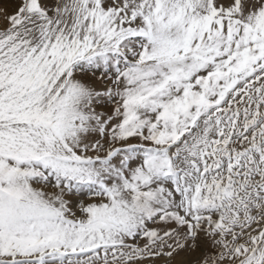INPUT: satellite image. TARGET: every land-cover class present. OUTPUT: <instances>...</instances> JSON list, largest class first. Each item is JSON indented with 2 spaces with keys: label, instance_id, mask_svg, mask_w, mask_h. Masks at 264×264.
I'll use <instances>...</instances> for the list:
<instances>
[{
  "label": "snow or ice",
  "instance_id": "obj_1",
  "mask_svg": "<svg viewBox=\"0 0 264 264\" xmlns=\"http://www.w3.org/2000/svg\"><path fill=\"white\" fill-rule=\"evenodd\" d=\"M0 264H264V0H0Z\"/></svg>",
  "mask_w": 264,
  "mask_h": 264
}]
</instances>
